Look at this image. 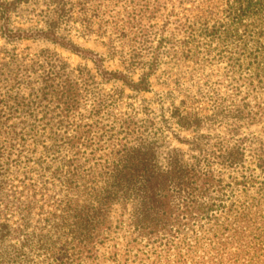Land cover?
<instances>
[{"label":"trees","instance_id":"obj_1","mask_svg":"<svg viewBox=\"0 0 264 264\" xmlns=\"http://www.w3.org/2000/svg\"><path fill=\"white\" fill-rule=\"evenodd\" d=\"M91 1L56 0L47 32L12 30L9 13L2 24L6 38L48 39L92 61L96 74L49 59L20 91V115L32 122L20 127V229L0 223V264H102L101 247L124 222V257L116 250L104 262L264 264V137L242 134L264 124V0H179L143 52L122 56L123 71L59 34ZM180 61L196 69L187 83L175 79L174 89L155 94L156 108L126 104L124 90L101 94L97 79L154 93L152 80ZM213 62L217 83L203 70ZM83 104L94 122H84ZM217 128L225 135L212 137ZM37 152L34 162L26 155ZM35 176L53 194L36 221ZM5 186L0 166L8 211Z\"/></svg>","mask_w":264,"mask_h":264},{"label":"rangeland","instance_id":"obj_2","mask_svg":"<svg viewBox=\"0 0 264 264\" xmlns=\"http://www.w3.org/2000/svg\"><path fill=\"white\" fill-rule=\"evenodd\" d=\"M13 1L0 0V17L4 16V19H0V153L2 157L0 166L5 168L7 186L4 188V195L9 202L10 209L5 211L0 206V223L5 222L20 229V211L19 213L15 211L17 207H20V181L22 179L20 177V150L22 148L20 147L22 144L20 127L32 123L31 121L25 122L20 115V91H24L29 83L30 85L35 84V70L38 69L37 71H39L40 66H45L49 59L52 64L49 63L48 66L68 64L73 69L80 67L87 69L93 75L96 74V70L92 61L83 59L48 39L10 40L3 36L1 27L4 20L7 19V13H9V21L7 22L9 28L23 32L39 30L47 32L53 18L52 10L56 0H19L11 5ZM6 4L11 5L10 12L6 10L8 9ZM173 5L178 10L179 0H93L88 7L83 8L84 13L76 14V22L63 27L59 34L65 39L72 40L78 47L102 56L106 61L105 67L108 70L123 71L122 56H130L134 51L143 52L142 50L149 46L146 42V35L150 33L153 35L155 33L161 34L166 17L170 14ZM114 49L117 50V53L113 56ZM53 55H58V57L51 60ZM25 67L30 71H25ZM203 68L204 74L209 75L212 82L220 81L222 74L219 71L220 66L216 62ZM193 69H196V66L192 62L180 61L177 64L165 65L152 80L154 93L151 94L132 92L124 88L121 83L104 84L101 79H97V81L100 83L102 96L115 95L124 90L126 104L140 105L151 102V104L155 103L152 108H156L158 95L155 94L174 89L172 82L175 79L180 78L181 83H187V78L191 76L190 73ZM140 73L137 71L132 75V79L137 81ZM201 74L203 72L199 71V75ZM165 83H168L170 87L167 88ZM216 88L220 90L222 86L217 85ZM223 92H225L224 89L221 93ZM80 113L84 122H94L95 118L90 117V105L83 104ZM211 133L212 137H216L224 136L226 132L223 128H217ZM242 134H255L264 137V124L244 127ZM26 142L31 144L32 140L29 136L26 137ZM172 145L175 148L186 149L176 141H173ZM26 155L28 158H32L33 162L40 156L38 152L35 157L29 153ZM29 166L32 167V165ZM33 181L35 182V189H37L34 201L39 208H42L34 212L36 221L48 213L46 200L53 194L41 190L44 179L35 176ZM120 214L121 211H118L115 218L122 226L120 223L123 218ZM117 230L119 232L112 234L111 240L106 246L101 247L98 263L111 264V262H104L106 261L105 258L110 257L111 253L116 250H121V255L124 257L127 222H124L123 227ZM17 238L15 242L19 244L20 236Z\"/></svg>","mask_w":264,"mask_h":264}]
</instances>
